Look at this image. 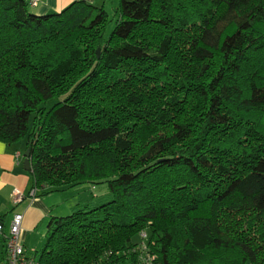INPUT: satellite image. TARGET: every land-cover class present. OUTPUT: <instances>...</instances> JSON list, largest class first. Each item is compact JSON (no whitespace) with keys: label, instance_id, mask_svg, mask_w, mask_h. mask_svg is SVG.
Listing matches in <instances>:
<instances>
[{"label":"trees","instance_id":"obj_1","mask_svg":"<svg viewBox=\"0 0 264 264\" xmlns=\"http://www.w3.org/2000/svg\"><path fill=\"white\" fill-rule=\"evenodd\" d=\"M30 8L0 0V142L35 197L111 196L50 217L39 263L138 264L145 232L149 264H264V0Z\"/></svg>","mask_w":264,"mask_h":264},{"label":"crops","instance_id":"obj_2","mask_svg":"<svg viewBox=\"0 0 264 264\" xmlns=\"http://www.w3.org/2000/svg\"><path fill=\"white\" fill-rule=\"evenodd\" d=\"M74 1H84L96 7L104 3L103 0H39L38 5L32 10L36 15L57 13ZM25 150L24 140L11 145L0 142V221L3 223L5 232L8 230L12 216L16 213L21 214L20 239L23 242L27 233L32 232L40 224L49 222L50 217H62L66 210H72L73 207L79 208L84 204L94 205L105 198L106 194L103 192L96 197L97 199L88 200L87 197H82L79 201L78 198L87 189L84 185L73 188L71 192L67 189L40 197H29L32 179L29 171L23 169ZM13 190L23 195L20 202H13L11 197ZM95 190L96 188L90 187V191ZM2 245L3 242L0 239V264H4Z\"/></svg>","mask_w":264,"mask_h":264},{"label":"built area","instance_id":"obj_3","mask_svg":"<svg viewBox=\"0 0 264 264\" xmlns=\"http://www.w3.org/2000/svg\"><path fill=\"white\" fill-rule=\"evenodd\" d=\"M25 1L31 8L36 7L39 3V0ZM37 191L38 190L35 188L31 189L28 193V196L34 197ZM11 197L14 203L20 202L23 199V195L16 190L12 191ZM21 220V214H14L9 223L7 232L4 231L3 223L0 221V239L3 242L2 252L4 255V264H40L35 257L28 256L26 250L23 247V242L20 239ZM139 241L140 243L137 252L140 262H138V264H149L153 257L146 252L145 232H141L139 234ZM103 260H106V257H103V259L90 264H109L106 263L107 261L103 262Z\"/></svg>","mask_w":264,"mask_h":264},{"label":"rangeland","instance_id":"obj_4","mask_svg":"<svg viewBox=\"0 0 264 264\" xmlns=\"http://www.w3.org/2000/svg\"><path fill=\"white\" fill-rule=\"evenodd\" d=\"M102 6H103L104 10L107 12L109 19L111 20L110 24H109V28H108V31H110L114 25V14H115L116 8L118 7V0L104 1ZM29 10L31 12H33L32 8H30ZM51 103L52 102H49L47 104V106L51 105ZM84 187H86L87 189H86V191L82 192L81 197L78 198L79 201L82 197H87L88 200L89 199L90 200L97 199L96 197L99 196V194H101L103 192H105L106 194L109 195L105 185L95 186V188H96L95 191H90V187L88 185H84ZM70 190H72V189H68V191H70ZM108 197L104 198L102 201H108V199H110L111 196L109 195ZM100 199H101V197H100ZM75 201H76V199H75ZM80 204H78V206ZM76 209L77 208L73 207L72 210H66V212H64L65 213L64 216L70 215ZM64 216H62V217H64ZM47 226H48V222L42 223L39 226H37V228H35L32 232L27 233L25 239L23 240V247L26 250V253L28 256L35 257L37 260L39 259V252L42 250V248L45 244V241H46Z\"/></svg>","mask_w":264,"mask_h":264},{"label":"water","instance_id":"obj_5","mask_svg":"<svg viewBox=\"0 0 264 264\" xmlns=\"http://www.w3.org/2000/svg\"><path fill=\"white\" fill-rule=\"evenodd\" d=\"M97 55L99 53V51L97 50ZM24 160H23V169L25 171H30L31 169V165H30V151L29 149H26L24 154H23Z\"/></svg>","mask_w":264,"mask_h":264}]
</instances>
